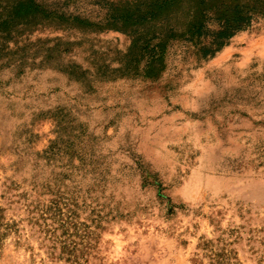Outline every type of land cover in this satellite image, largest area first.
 <instances>
[{
    "label": "rangeland",
    "instance_id": "1",
    "mask_svg": "<svg viewBox=\"0 0 264 264\" xmlns=\"http://www.w3.org/2000/svg\"><path fill=\"white\" fill-rule=\"evenodd\" d=\"M137 1L0 0L27 55L21 75L0 60V264H264V17L203 57L224 37L211 11L166 71L108 72ZM53 41L81 44L94 90L53 70Z\"/></svg>",
    "mask_w": 264,
    "mask_h": 264
},
{
    "label": "trees",
    "instance_id": "2",
    "mask_svg": "<svg viewBox=\"0 0 264 264\" xmlns=\"http://www.w3.org/2000/svg\"><path fill=\"white\" fill-rule=\"evenodd\" d=\"M184 3L191 6L188 14L180 12ZM13 7L16 13L40 10L31 1H20ZM129 7L124 10V21L121 24H132L135 28L132 31V49L140 51L139 59L136 61L131 59L129 56L132 53L131 49L130 53L124 56L125 60L120 63V68L106 71L120 72L122 75L134 73L138 77H147L156 65H159L162 72L166 71L169 49L176 43L192 45L194 39L199 36L205 20L211 17V11L222 20L220 35L224 37L222 42L210 51L204 52L203 57L217 52L233 35L248 27L255 18L264 17V0H139ZM180 13L185 27L182 29L171 27L173 14ZM142 26L146 28H140ZM80 45L71 43L61 47L53 41V70L65 75L70 81L87 85L86 88L92 91L94 89L90 85V78L87 77L90 73L68 58L73 53V47ZM26 57L24 50L9 51L3 44V36L0 35V60L4 61L6 67H15L19 69L20 75L24 74L26 69L22 64Z\"/></svg>",
    "mask_w": 264,
    "mask_h": 264
}]
</instances>
